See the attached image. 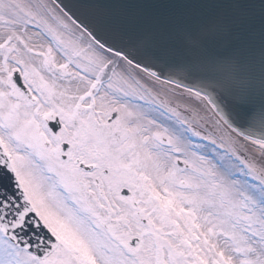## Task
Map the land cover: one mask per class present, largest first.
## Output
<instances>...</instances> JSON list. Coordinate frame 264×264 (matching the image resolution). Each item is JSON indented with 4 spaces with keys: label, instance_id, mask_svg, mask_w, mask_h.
Listing matches in <instances>:
<instances>
[{
    "label": "snow or ice",
    "instance_id": "snow-or-ice-1",
    "mask_svg": "<svg viewBox=\"0 0 264 264\" xmlns=\"http://www.w3.org/2000/svg\"><path fill=\"white\" fill-rule=\"evenodd\" d=\"M0 264H264V0H0Z\"/></svg>",
    "mask_w": 264,
    "mask_h": 264
},
{
    "label": "rangeland",
    "instance_id": "rangeland-1",
    "mask_svg": "<svg viewBox=\"0 0 264 264\" xmlns=\"http://www.w3.org/2000/svg\"><path fill=\"white\" fill-rule=\"evenodd\" d=\"M154 87L155 90L161 91L160 85H155ZM167 88L170 89V87ZM175 93L176 94H173L171 91L168 92L161 91L159 98L161 100L167 101L174 107L176 105H180L179 111H181L184 116L189 117V119L195 118L198 121L197 124H194V127H196L198 131H201L202 134L206 135L211 132L216 136L221 135V133L217 131L212 125L211 112L206 111L198 101L189 98L187 95L186 96L180 95L176 90ZM185 106H187V110ZM193 141L199 144L207 143L206 141H203L200 138H196V137L193 138ZM248 154H249V158L255 157L256 160L259 161V153L256 152V149L249 146Z\"/></svg>",
    "mask_w": 264,
    "mask_h": 264
},
{
    "label": "bare ground",
    "instance_id": "bare-ground-1",
    "mask_svg": "<svg viewBox=\"0 0 264 264\" xmlns=\"http://www.w3.org/2000/svg\"><path fill=\"white\" fill-rule=\"evenodd\" d=\"M167 87H172V86H167ZM176 91L178 92V93H180L181 92V90L180 89H176ZM187 94H184L183 96H186ZM250 147H252V146H250ZM252 148H254V147H252ZM255 149V148H254Z\"/></svg>",
    "mask_w": 264,
    "mask_h": 264
},
{
    "label": "water",
    "instance_id": "water-1",
    "mask_svg": "<svg viewBox=\"0 0 264 264\" xmlns=\"http://www.w3.org/2000/svg\"><path fill=\"white\" fill-rule=\"evenodd\" d=\"M64 2H69V0H64ZM71 2H73V3H75V2H77V0H71Z\"/></svg>",
    "mask_w": 264,
    "mask_h": 264
}]
</instances>
